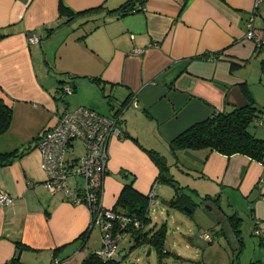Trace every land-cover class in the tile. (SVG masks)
<instances>
[{"label":"crops","instance_id":"crops-1","mask_svg":"<svg viewBox=\"0 0 264 264\" xmlns=\"http://www.w3.org/2000/svg\"><path fill=\"white\" fill-rule=\"evenodd\" d=\"M124 2L65 0L74 13L97 9L62 24L58 0H0V35H5L0 37V97L13 110L8 130L0 135V151L30 145L11 164L0 166V191L13 198L12 205L0 207V264L13 259L20 264H81L90 251L101 249L102 233L94 234L97 226L88 207L44 186L41 154L33 141L56 123L63 109L54 99L58 71L76 76L75 90L79 84L86 89L83 106L96 110L94 104L105 101L107 115L131 95L135 98L136 106L121 112L126 137L108 143L104 207L113 208L132 177L134 188L147 194L158 171L143 149H154L167 157L181 185L200 196L220 194L219 203L240 197L249 212L253 209L255 233L263 242L258 255L264 259V165L208 149L180 150L174 156L168 145L214 110L243 104L242 82L264 105V48L246 37L251 18L262 35L264 0H131L136 11L110 12ZM94 18L98 26L87 33ZM51 27L57 28L47 32ZM30 34L41 35L40 42L30 44ZM89 76L102 81L97 84ZM67 183L72 190L81 184ZM209 201H204L207 208ZM159 204L157 195L148 203L149 211Z\"/></svg>","mask_w":264,"mask_h":264},{"label":"trees","instance_id":"trees-1","mask_svg":"<svg viewBox=\"0 0 264 264\" xmlns=\"http://www.w3.org/2000/svg\"><path fill=\"white\" fill-rule=\"evenodd\" d=\"M96 9L97 8H93L83 12L74 13V11L67 6L65 0H58V15L60 18L64 19L62 24H70L78 17L91 16L96 13ZM137 9L138 7L134 4L132 5L131 0H126V2L120 7L113 9L110 12L125 15L134 12ZM94 20L93 27L88 30L87 33L91 32L98 26L95 18ZM56 28L57 27L48 28L47 32L50 33ZM261 33L262 35L260 36L259 42H256V48L260 50L264 48V27L262 28ZM4 36L5 35H0V37ZM209 57L211 58L214 56ZM260 70L261 74L264 76V59L261 60ZM57 74L54 99L59 108L63 107V109L58 112L59 115L61 111L67 110L68 102L66 101V96L75 91L76 86L74 78L76 76L68 72H66L67 75H63L60 71H58ZM88 78L97 84H100L102 81L101 78L97 76H89ZM239 87L245 98L243 104L226 110H214L207 118L193 123L168 141L170 152L176 156V152L180 150L208 149L211 152H216L226 157L243 155L264 165V137L259 136L255 130V128H264V105H259L256 102L246 82L240 83ZM134 99L135 98L132 97V95L127 98L121 104V107L117 112L120 114L128 106L132 105L131 102ZM12 116V106L7 104L5 100L0 97V135L8 130L12 121ZM49 128L50 127L45 128L42 132L44 133ZM40 136H42V134L36 136L33 141L36 143ZM29 149L30 145H26L23 149L15 148L9 151H0V166L11 164ZM143 150L148 154L154 165L157 167L158 173L153 183L163 182L174 188L175 195H173V198L168 202L171 207L184 211V207L186 206L191 209L192 213L197 204L196 199H200L203 202L210 199L219 206L220 194H217L216 196L208 194L200 196L195 189L181 185L173 176L170 171L167 157L154 149L144 148ZM122 174L126 176L127 173L123 172ZM134 180L135 178L132 177L130 181L124 183V186L116 199V203L112 208L115 213L120 214L122 217H126L129 220L126 222L121 219H114L112 234L116 237L118 232L129 231L134 240V244L131 248L134 246H140L141 244H147L158 251L160 260L162 261L165 255L169 254V251L165 248L164 244L166 230L165 223H162L159 226L151 224L152 220L149 214L148 205L149 198L147 195L138 192L134 188ZM261 180H264V174L262 175L260 182ZM252 211L253 209H251L250 212ZM228 220L239 244L238 252H241L244 245L241 236L242 218L239 216L238 212L235 211L228 216ZM135 222L138 223V226H135ZM255 230L256 229L254 228L253 233H255ZM255 234L257 236V233ZM260 238L261 236L258 237V245L263 244L261 241L262 239ZM212 240L213 237L209 241L211 242ZM20 244V242H16V247H19ZM102 246L103 244H101V248ZM97 251H90L84 257L81 264H120L122 258L118 260L112 256L104 257L98 254ZM238 257L239 254H237L236 258ZM234 260L235 256L230 264H234ZM9 264L20 263L17 259H13ZM248 264H264V259L258 258L250 261Z\"/></svg>","mask_w":264,"mask_h":264},{"label":"built area","instance_id":"built-area-1","mask_svg":"<svg viewBox=\"0 0 264 264\" xmlns=\"http://www.w3.org/2000/svg\"><path fill=\"white\" fill-rule=\"evenodd\" d=\"M260 36L255 32L251 18L246 37L259 42ZM28 40L36 44L40 42L41 36L30 34ZM135 52L141 53L142 50L136 49ZM135 102L133 100L131 104L136 106ZM125 137L121 113L107 115L94 108L80 106L73 111H61L57 122L42 133L35 144L41 154V168L46 175L44 186L51 194L61 193L73 203L88 207L92 224H98L103 234V246L97 253L104 257H113L118 248V240L112 234L113 220H129L103 206L104 180L109 159L108 143L112 138ZM76 140L83 145V153L80 155L75 153ZM71 175L82 179L78 190H72L67 183ZM155 188V183H152L146 194L151 204L156 198ZM12 203L13 198L0 191V207ZM135 226H138L137 222ZM202 237L212 239L209 232H204Z\"/></svg>","mask_w":264,"mask_h":264},{"label":"rangeland","instance_id":"rangeland-1","mask_svg":"<svg viewBox=\"0 0 264 264\" xmlns=\"http://www.w3.org/2000/svg\"><path fill=\"white\" fill-rule=\"evenodd\" d=\"M85 94H87L86 89L79 84L74 92L66 96L69 103L67 110L73 111L83 106L81 100ZM98 96L104 100L100 93ZM94 105L96 110L101 113H108L105 101L98 100ZM258 132L264 134V128L260 127ZM74 149L76 155L82 153L81 141H75ZM79 178L71 175L67 181L76 185L77 182L82 183V179ZM155 186L160 204L157 207H151L149 211L151 224L159 226L165 223L164 244L169 254L165 255L161 261L159 253L154 247L141 244L131 248L134 244L131 233L129 231L118 232L116 236L118 248L113 257L118 260L122 258L120 264H230L234 256V264H248L250 261L260 258L258 255L259 239L253 233L254 220L249 210L246 209L247 207L242 205L240 197L236 198V202L233 197H230L229 200L225 198L218 204L219 206L213 201H209V208L205 205L206 203L196 199L197 204L191 213L169 205V200L175 195L173 187L163 182H157ZM161 198H164L162 202ZM235 211L242 218L241 236L244 245L241 252H238L239 244L228 220V216ZM95 225L97 227L94 228V234L98 230L101 234L99 225ZM203 232H209L214 238L213 241L210 242L203 238L201 236ZM237 254H239L238 258H236Z\"/></svg>","mask_w":264,"mask_h":264},{"label":"water","instance_id":"water-1","mask_svg":"<svg viewBox=\"0 0 264 264\" xmlns=\"http://www.w3.org/2000/svg\"><path fill=\"white\" fill-rule=\"evenodd\" d=\"M184 209L187 211V212H191V209L190 208H188V207H184Z\"/></svg>","mask_w":264,"mask_h":264}]
</instances>
